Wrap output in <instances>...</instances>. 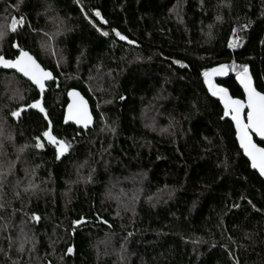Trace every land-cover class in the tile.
Returning a JSON list of instances; mask_svg holds the SVG:
<instances>
[{
    "label": "trees",
    "instance_id": "trees-1",
    "mask_svg": "<svg viewBox=\"0 0 264 264\" xmlns=\"http://www.w3.org/2000/svg\"><path fill=\"white\" fill-rule=\"evenodd\" d=\"M0 30V56L54 75L43 105L71 144L57 159L40 114L12 116L38 93L0 70V264H264V182L202 76L247 64L264 92V0H0ZM234 76L214 84L243 98ZM72 88L87 131L62 125Z\"/></svg>",
    "mask_w": 264,
    "mask_h": 264
},
{
    "label": "snow or ice",
    "instance_id": "snow-or-ice-1",
    "mask_svg": "<svg viewBox=\"0 0 264 264\" xmlns=\"http://www.w3.org/2000/svg\"><path fill=\"white\" fill-rule=\"evenodd\" d=\"M96 17H101L99 11L95 12ZM102 19V18H101ZM219 19V17H218ZM106 23V21H104ZM23 26V18L19 21L13 18L12 23L9 25V29L12 32L17 31V27ZM115 31L117 37L120 40H126L127 37L122 35L119 31ZM235 32V29H233ZM104 36L108 35V32L103 33ZM5 32L0 30V39H3ZM128 43H134V41L129 40ZM19 48V45H13ZM230 48L239 46V37H236V42H229ZM174 63H178L174 61ZM0 66L5 68H13L17 72L22 73L27 77L36 87L43 91L44 81L52 78L50 72L45 71L36 60L23 49H20L19 55L16 56L14 60H7L3 56H0ZM182 67H187V65H181ZM229 71L235 73L236 80L243 89L245 100L234 99L228 95L225 88L217 87L212 82L213 76H224L227 75ZM204 78V83L208 87V91L212 96H218L220 101L224 106V116H230L231 120L235 124L236 138L239 141L240 147L243 149L244 155L251 162V167L259 172L261 176H264V147L258 146L254 143L250 132H254L261 140H264V92L258 91L257 87L254 86L253 76L250 73L249 65L243 64L238 65L235 62L232 64H221L217 67L206 69L202 72ZM70 96H79L78 93H69ZM124 99V97H121ZM28 107L38 108L40 107V102L37 101ZM247 109V122L242 120L241 113L244 109ZM22 110V109H21ZM43 111V108H40ZM13 117L19 115V111H13ZM73 120L77 124H81L85 127L91 121V116L88 113L87 105L83 98L74 100L72 104H69L68 112L65 115V121ZM114 131V129H112ZM44 137L48 138L49 142L56 145L57 159L61 157L62 154L67 153L71 148V144L67 141L58 140L57 137L50 134V132L45 131L43 133ZM42 145L38 142L36 147H41ZM34 219L38 220L39 217L34 216ZM69 252L72 251L71 248L68 249ZM238 264V262H237Z\"/></svg>",
    "mask_w": 264,
    "mask_h": 264
},
{
    "label": "water",
    "instance_id": "water-1",
    "mask_svg": "<svg viewBox=\"0 0 264 264\" xmlns=\"http://www.w3.org/2000/svg\"><path fill=\"white\" fill-rule=\"evenodd\" d=\"M14 45H16V43H15ZM14 50L17 51V52H16V53H17L16 56H18V55H19V51H20V49L17 48V47H14ZM24 51H25V50H24ZM28 53H29V52H28ZM29 54H30V53H29ZM30 55H31V54H30ZM16 56H15L13 59H7V58H5V57H4V58L7 59V60H14V59L16 58ZM31 56H32V55H31ZM32 57H33V56H32ZM33 58H34V57H33ZM34 59H35V58H34ZM35 60H36V59H35ZM36 62L39 63L37 60H36ZM39 64H40V63H39ZM40 66H41V65H40ZM41 67H42V66H41ZM214 67H217V66H214ZM214 67H212V68H214ZM42 68H43V67H42ZM43 69H44V68H43ZM0 70L5 71V72H14L15 74H17L18 76H20L21 78H23L25 81L29 82V83H30V84L36 89V92L38 93V99H37L36 101H34V102H31V103L28 104L27 106L22 107V108H21L22 110L20 109V110H19V113L24 112V111H29V110H32V111H34V112H37V113L40 114V115H41V116L47 121V123H48L47 130H45V131H48V132H50L51 135H53V132L51 131V130H52V125H51V123L49 122V120H48V118H47V114H46V112H45V108H44V105H43V98H44V93H45L46 90H47V84H50L51 82L54 81V75L52 74V72H51L50 70H46V69H44L45 71H48V72L51 73L52 78L49 79V80L44 81V84H43V91H42L40 88L36 87V85H34V84H33V83H32L27 77H25L22 73L17 72L15 69H13V68H5V67H3V66H0ZM249 70H250V69H249ZM250 73H251V72H250ZM228 74H229V72H228ZM228 74H227V75H224V76H213V77L211 78L213 84H214L216 81H220V80H223V79L227 78ZM234 81L237 83L238 87L240 88V90H241V92H242V94H243V98H242V97H241V98L233 97V96L230 94L229 90H228L227 88H225V87H222V86H217V87L225 88V89L227 90V92H228V95L231 96V97L234 98V99L245 100V95H244L243 89H242L241 86L239 85V82L236 80V76H234ZM253 83H254V79H253ZM254 86H255V83H254ZM257 90H258V89H257ZM258 91H259V90H258ZM70 92H71V93H78L79 96H78V97H77V96H70V95H69ZM79 98H83L84 102H85L86 105H87L88 113H89V115L91 116V121L89 122V124L87 125V127H85V126H83V125H81V124H77V123L74 122L73 120L65 121V115H66L67 112H68L69 104H72V103L74 102V100H77V99H79ZM215 98L217 99V101L219 102V105H220L221 108L223 109L222 111H224L223 103L220 101L219 97H218V96H215ZM37 101L40 102V107H38V108H31V107H28L29 105H31V104H33V103H35V102H37ZM66 101H67V102H66V105H65V107H64L63 117H62V125H63V126H65V125H70V126L73 125V126H75L76 128L81 129V130H83V131H87L88 129L93 128V125H94V117H93V115H92V112H91V109H90V105H89V103H87V102H88L87 99H86V98H85V97H84V96H83V95H82L77 89L72 88V89H70V90L67 91V93H66ZM40 108H43L44 110L41 111ZM228 117H229V120L231 121V123H232V125H233V129H234V132H235V139H236L237 145H238V147H239L240 149H242V148L240 147L239 141H238L237 138H236L235 124H234V122L231 120V117H230V116H228ZM241 117H242V120L246 123V122H247V109H246V108H245L244 111L241 113ZM53 136H54V135H53ZM250 136H251V138H252V140H253L254 143H257L258 146H260V147H264V146L261 145V144L264 145V140H261L260 137H258L254 132H250ZM57 139H58V138H57ZM44 140H45L46 144H48L49 146L53 147V148L56 150V145L50 143L49 140H48V138L44 137ZM58 140H59V139H58ZM241 151H242V154H243L244 158L248 161L251 170H252L253 172L257 173V175H258V176L263 180V182H264V176H261L257 170H255V169H253V168L251 167V162H250L249 159L244 155L243 149H242ZM64 154H65V153H64ZM64 154H62V155H64ZM62 155H61V156H62Z\"/></svg>",
    "mask_w": 264,
    "mask_h": 264
},
{
    "label": "rangeland",
    "instance_id": "rangeland-1",
    "mask_svg": "<svg viewBox=\"0 0 264 264\" xmlns=\"http://www.w3.org/2000/svg\"><path fill=\"white\" fill-rule=\"evenodd\" d=\"M0 43H1V41H0ZM51 51H52V49L50 48V46H48L46 52H47V54H48L49 56L51 55ZM3 80H5V82H6V84H7V87H9L10 89H13V86L15 85V84H14L15 82H13V80H11V79H9V78H6V77H4ZM117 192H118V191H117ZM111 193L114 194L115 196H118L120 192L118 193V195H117L116 191H112ZM102 243H103V241H102ZM0 251H1V248H0Z\"/></svg>",
    "mask_w": 264,
    "mask_h": 264
},
{
    "label": "flooded vegetation",
    "instance_id": "flooded-vegetation-1",
    "mask_svg": "<svg viewBox=\"0 0 264 264\" xmlns=\"http://www.w3.org/2000/svg\"><path fill=\"white\" fill-rule=\"evenodd\" d=\"M13 59V58H12Z\"/></svg>",
    "mask_w": 264,
    "mask_h": 264
}]
</instances>
